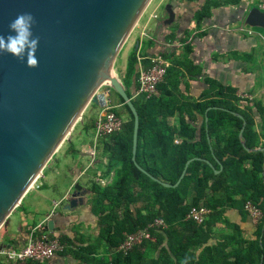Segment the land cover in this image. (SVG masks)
Returning <instances> with one entry per match:
<instances>
[{"label":"trees","instance_id":"16d2710c","mask_svg":"<svg viewBox=\"0 0 264 264\" xmlns=\"http://www.w3.org/2000/svg\"><path fill=\"white\" fill-rule=\"evenodd\" d=\"M229 1L206 0L195 15L196 27L210 17L211 8L240 3ZM165 40H175V33L170 31ZM183 49L187 55L188 45ZM138 52L133 49L129 53L124 75L119 78L138 114L135 162L148 175L132 161L133 115L123 99L111 91L109 106L123 123L119 131L97 141V150L106 158L104 175L113 173L107 185L93 183L90 187L93 196L88 204L97 218L98 233L89 242L77 237L57 238L62 245L57 254L70 256L79 264H264V151L247 152L239 139L244 120L245 147L264 148V103L241 98L236 88L222 86L214 79L207 80L212 90L217 89L211 98L175 101V80H169L171 68L157 86L158 96H134ZM171 54L161 55L170 60ZM181 58L190 62L186 56ZM183 60L179 63L185 66ZM97 111L93 120L83 115L78 122L81 129L93 130L102 109ZM175 114L178 121L171 123ZM198 115L202 118L199 124L194 119ZM191 159L185 175L173 187ZM151 177L171 187H163ZM247 203L261 213L253 239L244 238L239 226L225 217L230 209L242 218L249 216ZM192 207L209 210L203 223L187 219ZM218 225L230 229L231 234L216 237ZM139 231L149 238L122 250L127 237Z\"/></svg>","mask_w":264,"mask_h":264},{"label":"water","instance_id":"95a60500","mask_svg":"<svg viewBox=\"0 0 264 264\" xmlns=\"http://www.w3.org/2000/svg\"><path fill=\"white\" fill-rule=\"evenodd\" d=\"M152 0H0V35H13L10 23L21 13L35 18L39 37L37 68L9 54L0 55V229L70 136L89 105L105 108L110 92L118 94L134 118L132 161L135 162L138 114L127 89L113 72L127 39ZM163 27L174 22L172 4L165 6ZM248 27L264 29V12L253 8ZM138 45H135V50ZM209 108L207 109V111ZM206 111V112H207ZM243 120V117L233 113ZM246 122L243 120L239 139ZM176 187L185 175L188 164ZM215 171V173H219ZM159 182L163 187L171 185ZM86 191L78 184L67 192L63 211L84 205ZM52 222H48L51 230Z\"/></svg>","mask_w":264,"mask_h":264},{"label":"crops","instance_id":"0c3cea01","mask_svg":"<svg viewBox=\"0 0 264 264\" xmlns=\"http://www.w3.org/2000/svg\"><path fill=\"white\" fill-rule=\"evenodd\" d=\"M254 1L259 7L264 5V0ZM245 2L246 0H240V5ZM169 3L172 4L174 13V22L171 25H175V27L173 28L174 31L171 32L175 33V40H165L170 30L168 27L162 30L160 28V25L167 17L166 13L159 21L154 35L151 36L146 29L149 35L146 38L140 37L145 24L154 20L150 19V17L153 13L156 15V9L159 7L157 6L140 29L139 35L132 36L131 33L123 46L124 50L126 49L130 53L137 44L139 64L144 69L150 66L152 57L156 55L162 56V53H173L170 60L162 57L169 63L168 68H171L169 80H175V88H171L175 91L173 95L175 101H201L211 98L217 89L212 90L207 83V80L210 79L216 80L222 86L230 85L236 88L238 96L245 94L244 96L246 97L244 98L246 99L248 95L253 97L254 93L250 89L259 80H255V76L252 75L251 70H248L246 64L255 53L254 49L251 50L250 48L257 47L261 42L264 44V39L262 41H259L258 38L248 39L252 34L249 31L245 32L242 30L250 8L246 12L238 6L230 4L211 8L210 17L202 21L201 26L197 28L195 15L205 5L206 0H172ZM155 19H158V17ZM186 44L189 47L187 55L183 53V47ZM248 50L251 51L247 52ZM184 56L188 58L189 63L181 58ZM181 59L185 66L179 63L182 62ZM191 63L194 67L190 66ZM125 68L126 66L123 71L116 70L118 78L124 75ZM131 89L132 91L135 90V88ZM132 93L136 96L135 91ZM158 95L159 93H157ZM177 119L178 115L175 114L170 119V122H177ZM194 119L199 124L202 118L198 115L194 116ZM255 121L258 122L257 128H260V125H258L260 123L259 118H256ZM74 132L75 129L72 131L70 141L64 143L58 151H62L64 154L67 152L65 160L63 162L48 163L39 182L29 189L19 206L10 215L7 227H10L11 218L15 215L16 218L14 217V220L17 222L18 233L8 238L0 239V246L4 248H22L26 243L27 233L33 228H39L42 232L44 231L47 237L56 239L61 236H67L69 238H81L89 242L96 237L98 233L97 218L91 212L88 204L93 196L90 187L93 183L101 186L107 185L111 182L113 173L108 176L104 175L106 158L101 154L100 150H97V142L94 141V131L87 132L80 129L76 134ZM73 137H75L74 141ZM66 144L69 146L68 150H65ZM61 163H64V166L61 167ZM46 170L51 172L49 174V185L48 181L45 180L48 176ZM58 173L64 177L59 186L54 178ZM76 184L86 191L85 202L75 212L68 213L63 211L65 201L62 200L73 185ZM225 217L228 221L239 226L244 238H254L256 223L251 220L250 216L242 218L238 211L230 209L226 211ZM50 221L52 222L51 230L48 229V222ZM84 229H87L91 236L89 234L85 236L86 234H83ZM231 232L230 229L218 225L215 234L216 237H221L222 235H230ZM211 243H214V240ZM25 262L15 263L0 259V264H26ZM39 264L79 263L70 256L57 254L44 263Z\"/></svg>","mask_w":264,"mask_h":264},{"label":"built area","instance_id":"2783aa9c","mask_svg":"<svg viewBox=\"0 0 264 264\" xmlns=\"http://www.w3.org/2000/svg\"><path fill=\"white\" fill-rule=\"evenodd\" d=\"M259 8L264 11V5H260ZM156 17L157 16L155 15V13H153L150 19H155ZM147 24L148 22L146 23V25ZM146 25L141 31V38H146L148 36L146 32ZM139 60L140 59H138L137 63L138 86L136 95H142L145 98H150L153 95H156L157 86L163 81L169 63L162 56L156 55L152 57L150 66L144 69L139 64ZM122 123V119L117 117L112 112L109 104H107V106L102 109V111L94 121V141L97 142L99 139L108 136L113 132L119 131ZM39 179L40 178L35 181L31 188H33L34 185L39 182ZM245 210L248 212L251 220L254 223H257V221L261 217L260 211L250 203H247L245 205ZM208 214L209 210L205 207H192L186 217L187 219L195 221L197 224H201L204 222ZM156 224H160V222L156 221ZM143 238H149V235L144 231H139L136 234L128 236L126 241L121 245L120 248L122 250H127L132 244L141 242ZM61 250L62 245L57 239H48L44 231L42 232V230L39 228H33L27 233L26 243L22 248L15 249L4 248L0 246V259H5L6 261L15 263H20L27 260L37 263H43L54 257Z\"/></svg>","mask_w":264,"mask_h":264},{"label":"rangeland","instance_id":"374dc122","mask_svg":"<svg viewBox=\"0 0 264 264\" xmlns=\"http://www.w3.org/2000/svg\"><path fill=\"white\" fill-rule=\"evenodd\" d=\"M170 1L171 0H152L151 3L149 4V6L147 7L146 11L144 12V14L142 15V17L140 18L139 24L136 27V30L135 31L133 30L132 36L139 35L140 29L147 22V19H148L149 15L154 11V9L157 6H159L156 9V15H157L158 19L151 20L148 23V25L145 24L146 25V29L148 30V33L151 36L154 35L155 34L156 27L158 26L159 21L162 19V17L165 14V10H164L165 9V6ZM245 5H247V6H245ZM236 6H238L240 9H242L244 12H246L248 8H250V10L253 9V8H259V6L255 3L254 0H246L245 3H242L241 5L239 3ZM244 7H245V9H244ZM262 12H264V11H262ZM248 13H249V11H248ZM163 26H164L163 24L160 25L161 30L168 27V29L170 31H174L173 28L175 27V25H173V26L170 25V26H167V27H163ZM242 30H244L245 32L249 31L250 34H252V35H250L248 37V39L258 38L259 41H262V39H264V29H262L260 27H248V26H246L244 24L242 26ZM250 49L251 50L254 49V52L255 53H254V56L251 57V59H249L247 61L246 67L248 68V70H251L252 71V75L255 76V80L258 79L259 81L257 82L256 85L254 84V86H252L251 89H250V91L254 93L253 97H250L248 95V98L247 99H252L254 101H261V102L264 103V44L261 42V43L258 44L257 47L255 46L254 48H250ZM251 50H248L247 52H249ZM128 55H129V51H126V49L124 50V47H123L122 50L120 51V53H119V55H118L115 63H114V66H113V72L116 75H117L116 70H118V71H123L124 70V67L126 66V63H127V57H128ZM244 95L245 94H241L239 96L240 97H246ZM112 98H113V102H116L117 101V98L113 94H112ZM96 109L91 108V105H89L88 108L86 109V111L84 112V114L86 115L87 118L93 120L95 118V111H96ZM258 125H260V124H258ZM74 129H75V132L74 133L76 134L77 131L81 129V126L77 123V125L75 126ZM74 140H75V137H73V141ZM67 145L68 144L65 145V150H68V148H69V146H67ZM65 156H67V152H66V154H64L62 151H60V152H58L57 154H55L52 157V160L50 162L51 163L63 162L65 160ZM60 166L61 167L64 166V163H61ZM46 171L48 173V176L45 178V180L48 181L47 183L49 185V180H50L49 174L51 172H49L48 170H46ZM54 178L57 181L58 186H59L60 183H62V179H64L63 175L60 174V173H58L57 175H55ZM14 217L16 218L15 215L13 216V218H11L12 220H11L10 227L3 226L0 229L1 240H2V238H8L9 236L14 235L15 233H18L17 222L14 220ZM83 234H86L85 236H88V234H89V236H91V233L88 232L87 229H84L83 230Z\"/></svg>","mask_w":264,"mask_h":264},{"label":"clouds","instance_id":"9594fccd","mask_svg":"<svg viewBox=\"0 0 264 264\" xmlns=\"http://www.w3.org/2000/svg\"><path fill=\"white\" fill-rule=\"evenodd\" d=\"M34 24L35 18L32 14H19L9 25L11 33L14 34L7 37L0 35V55L9 54L20 62L26 60L29 68H37L36 52L39 47V37L33 36Z\"/></svg>","mask_w":264,"mask_h":264}]
</instances>
